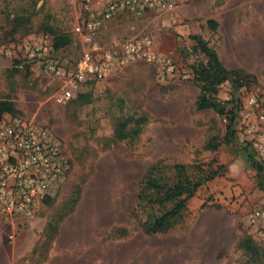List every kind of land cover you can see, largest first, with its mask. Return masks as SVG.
Here are the masks:
<instances>
[{
	"label": "rangeland",
	"instance_id": "rangeland-1",
	"mask_svg": "<svg viewBox=\"0 0 264 264\" xmlns=\"http://www.w3.org/2000/svg\"><path fill=\"white\" fill-rule=\"evenodd\" d=\"M90 1L0 0V101L13 107L2 120L47 129L69 164L57 188L37 201L33 216L14 218L31 223L10 227L0 219L6 225L0 228V264H260L242 244L249 240L264 250L263 237L248 220L252 210L264 208V192L247 161L249 152L264 166V0H195L177 16L180 24L196 26L195 32L175 33L174 46L157 50L171 60L176 77L160 82L155 67L136 63L57 103L61 82L37 77L13 59L26 41L53 45L65 37L70 43L62 54L75 57V27ZM169 17L153 16L156 30L120 35L122 20H146L123 18L101 40L149 35L155 43L158 33L164 37L170 28ZM193 37L203 40L225 69L250 77L236 90L226 81L213 98L237 111L234 145L224 143L227 117L198 109L201 85L192 66L207 58ZM176 165L191 167L193 175L198 170L217 175L187 202L179 224L145 235L139 225L152 212L138 207L136 197L150 170L169 178L174 172L165 169ZM76 218L88 219L94 234L68 240L72 244L65 251L53 249L52 228Z\"/></svg>",
	"mask_w": 264,
	"mask_h": 264
},
{
	"label": "built area",
	"instance_id": "built-area-1",
	"mask_svg": "<svg viewBox=\"0 0 264 264\" xmlns=\"http://www.w3.org/2000/svg\"><path fill=\"white\" fill-rule=\"evenodd\" d=\"M195 0H109L102 8L85 7L75 27L79 51L73 58L44 40L23 43L15 59L28 65L37 77L62 84L57 103L73 98L79 87L106 80L127 65L143 63L158 71L160 82L176 77L171 60L155 49L149 35L103 42L101 35L124 17L134 20L148 14H167ZM67 55V54H66ZM184 78L188 71L180 72ZM60 143L34 122L0 121V219L30 218L37 201L49 196L64 179L68 158ZM264 239V208L248 216Z\"/></svg>",
	"mask_w": 264,
	"mask_h": 264
},
{
	"label": "trees",
	"instance_id": "trees-1",
	"mask_svg": "<svg viewBox=\"0 0 264 264\" xmlns=\"http://www.w3.org/2000/svg\"><path fill=\"white\" fill-rule=\"evenodd\" d=\"M196 43V48L206 58L205 64H196L192 66V74L195 81L201 85V96L198 101V109H212L220 116L227 117V124L225 126L224 143L227 145H234L236 142L234 125L237 117V111L225 110V106L213 99L217 94V88L230 81L233 88L236 90L244 86L250 77L248 75L241 76L238 71H230L225 69L219 62L216 54L206 45L199 37L192 38ZM69 38L57 40L52 46L55 50L67 49L69 46ZM79 49V47H78ZM13 63L17 67L24 66L29 68L28 65H22L19 59H13ZM236 104V103H235ZM13 107L8 101H0V121L6 114H11ZM139 129L134 130L130 137L139 133ZM124 138V135L121 136ZM247 161L250 167L256 171V175L260 178V187L264 192V166L258 163L253 156L247 152ZM174 173L166 178L165 174H161L160 170L152 169L147 175L146 181L138 196L136 197L139 205L142 208L149 207L152 214H147L139 227L145 235H154L167 232L181 222L187 209V202L193 198L197 190L208 181L214 179L217 172L206 173L198 170L195 175L191 173V167L184 165H176L171 168ZM199 169V168H196ZM156 173V174H155ZM156 212V213H154ZM58 233V227L52 228L51 237L49 242H52ZM243 249L245 252L254 259L264 264V250H259L257 246L252 244L249 240H245Z\"/></svg>",
	"mask_w": 264,
	"mask_h": 264
},
{
	"label": "crops",
	"instance_id": "crops-1",
	"mask_svg": "<svg viewBox=\"0 0 264 264\" xmlns=\"http://www.w3.org/2000/svg\"><path fill=\"white\" fill-rule=\"evenodd\" d=\"M108 1L109 0H93V1H90L87 5L91 9H98V8H102L105 5V3H107ZM190 4L191 3H189L187 5H182V6L178 7L176 10H174L173 12L168 13V14H170L169 18L171 20L170 24H169L170 28H168L166 31L163 32L164 37H161L158 33V36H156L154 38L155 39L154 44H155L156 50H160V51H162L164 49L169 50L172 46H174L172 44H174V42H175V40L173 39L175 37V33L184 36V35H187L191 32H195V30L197 29L196 26H193L191 24L190 25H186V24L182 25L179 22H177V21H179V20H177V16L182 14V12H184L185 10H187L190 7L189 6ZM155 15H157V14H148L146 16V18H144L146 20L140 21V22H134V23L133 22L131 23V21L129 19L128 20L126 19V21L122 20L121 21L122 25L120 27L122 29L116 30V32L120 33V35H127V34H129L128 32L131 29H135L136 31H139L140 28L141 29H145V28L152 29L153 28L156 30L157 28H160V26H159V22H157V20L154 21L153 20L154 18H152ZM125 18H127V17H124V19ZM136 31H130V32L134 33ZM156 46H158V49ZM91 84H93V83H91ZM91 84H88V85H91ZM65 221L66 222H64V224H61L58 227V233L52 242V244H53L52 248L53 249L61 250V252L63 250L65 251V249L69 248V245L72 244V242L70 243L68 240H72L75 237L85 239V238L90 237V235H92V233L94 234V229L91 228L92 226H90L91 222L86 218H76V219H72V220L66 219ZM6 223H8L9 226L12 225L11 223H13V224L16 223L17 224L16 226H19V225H21V223L22 224H24V223L28 224L31 222L30 221H23V220H19V219H12V220L6 221ZM4 225H0V228ZM10 227H12V226H10ZM66 228H69V229H66ZM91 229L93 231H89ZM93 250L94 249H92V251ZM57 258H61V257L57 256Z\"/></svg>",
	"mask_w": 264,
	"mask_h": 264
}]
</instances>
